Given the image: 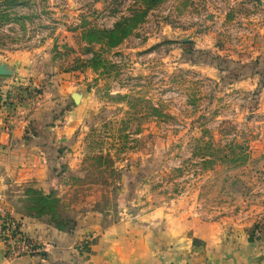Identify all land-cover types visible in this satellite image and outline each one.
I'll use <instances>...</instances> for the list:
<instances>
[{"label": "rangeland", "instance_id": "obj_1", "mask_svg": "<svg viewBox=\"0 0 264 264\" xmlns=\"http://www.w3.org/2000/svg\"><path fill=\"white\" fill-rule=\"evenodd\" d=\"M145 3L0 0V62L29 53L40 74L9 97H64L54 127H73L53 130L47 189L61 215L94 212L105 228L264 249V0H163L103 42ZM87 28L99 38L82 40Z\"/></svg>", "mask_w": 264, "mask_h": 264}, {"label": "crops", "instance_id": "obj_2", "mask_svg": "<svg viewBox=\"0 0 264 264\" xmlns=\"http://www.w3.org/2000/svg\"><path fill=\"white\" fill-rule=\"evenodd\" d=\"M6 64L14 74L0 76V210L21 222L26 235L41 247V253L13 261L3 259L2 264H151L157 249L165 250L163 264H186L189 257L193 264H231L227 256L233 248L239 254L252 250L264 253L260 247L242 249L235 240L227 245L225 240L206 239L205 247L194 248L193 239H158L149 225L138 227L129 221L105 228L103 216L90 211L79 215L64 211V217L75 219L73 227L71 223L57 224L49 214L31 211L27 189L37 187L44 194L50 192L48 161L53 130L69 136L73 127H54L58 125L54 122L56 108L64 97L54 99L50 93H43L33 103L9 97L13 86H24L31 76L40 75L33 55L19 53ZM83 239L88 241L82 253L79 243ZM196 259L200 261L195 263Z\"/></svg>", "mask_w": 264, "mask_h": 264}, {"label": "trees", "instance_id": "obj_3", "mask_svg": "<svg viewBox=\"0 0 264 264\" xmlns=\"http://www.w3.org/2000/svg\"><path fill=\"white\" fill-rule=\"evenodd\" d=\"M163 0H145L146 6L142 9L134 10L131 16H123L118 19L111 27H105L101 33L103 34L101 39L109 46H116L126 38L132 29L148 14L149 10L159 4ZM98 31L92 29H84L81 33V39L91 42L98 39L96 34ZM29 199L31 203L30 210H34L36 213L49 214L52 219L61 226L71 223V226H75V219L64 217L60 214L58 207V199L54 197V192L44 194L41 190L33 187L28 188Z\"/></svg>", "mask_w": 264, "mask_h": 264}, {"label": "built area", "instance_id": "obj_4", "mask_svg": "<svg viewBox=\"0 0 264 264\" xmlns=\"http://www.w3.org/2000/svg\"><path fill=\"white\" fill-rule=\"evenodd\" d=\"M0 245L5 260L13 261L22 256H40L41 247L23 230L21 222L0 210Z\"/></svg>", "mask_w": 264, "mask_h": 264}, {"label": "water", "instance_id": "obj_5", "mask_svg": "<svg viewBox=\"0 0 264 264\" xmlns=\"http://www.w3.org/2000/svg\"><path fill=\"white\" fill-rule=\"evenodd\" d=\"M13 73V69L7 64L0 62V76H9ZM72 98L75 103H79L81 94L73 93ZM237 248H233L231 253L227 256V259H232L231 264H264V253L257 252L256 250L248 251L245 254L236 253ZM165 250L157 249L154 254V260L151 264H163ZM3 254L0 251V264L3 261Z\"/></svg>", "mask_w": 264, "mask_h": 264}]
</instances>
